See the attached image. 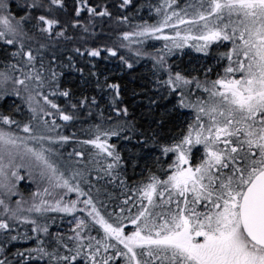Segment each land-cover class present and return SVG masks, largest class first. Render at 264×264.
<instances>
[{
    "label": "snow or ice",
    "instance_id": "obj_1",
    "mask_svg": "<svg viewBox=\"0 0 264 264\" xmlns=\"http://www.w3.org/2000/svg\"><path fill=\"white\" fill-rule=\"evenodd\" d=\"M132 5L0 0V264H264V0Z\"/></svg>",
    "mask_w": 264,
    "mask_h": 264
},
{
    "label": "trees",
    "instance_id": "obj_2",
    "mask_svg": "<svg viewBox=\"0 0 264 264\" xmlns=\"http://www.w3.org/2000/svg\"><path fill=\"white\" fill-rule=\"evenodd\" d=\"M17 2H22V0H17ZM78 2V0H77ZM104 2V0H90V3H101ZM109 4H117L120 2V0H107ZM159 0H133V5L129 6V8L119 10L122 13L128 15L129 20L126 23L117 25L115 21H109L107 18L104 19H98L95 24V36H90L89 37V44L92 43H100V44H108L111 45L113 42L118 41V37L120 36L122 31H134L136 26L138 24H143L145 22L149 24H153L157 22L156 18V9L159 7L158 6ZM182 2V0H180ZM69 3H72V0H69ZM84 14L82 13V16ZM111 25V26H110ZM74 32H81V29H75L72 30ZM158 45V44H157ZM72 46V45H69ZM156 45L152 44H147V50L150 52L155 51ZM133 48L137 47L132 46ZM121 52L126 53L128 55H131L130 53L127 52V49H120ZM177 60V59H175ZM182 66L183 64L186 63V59L184 58L182 61ZM118 64L119 61L116 60H110V61H105L103 64V67L105 68L106 71H108L110 74L115 73L117 76L119 75V69H118ZM147 65V66H146ZM138 72L140 73H145L147 74L149 69L148 67H151L150 61L146 59H142L139 64L136 66ZM73 76H75V73H72ZM91 90V89H90ZM186 114V113H185ZM182 116V115H181ZM180 118L177 120V123H182L183 119ZM58 123H61L60 121H57ZM81 127H88L87 122H78L73 125H69L67 127H63L60 129L61 132H63L66 135H70L71 133L75 132L81 139L86 138L81 132L80 129ZM123 143V142H121ZM66 151H71V147L66 146L65 148ZM139 171V170H138ZM20 190L23 193V196L25 200L30 199L29 192L27 188L24 187V185H20ZM18 198V197H16ZM14 198V199H16ZM71 199H75L74 194H70ZM67 199V198H66ZM54 216H57L56 224L52 226V230L56 231L59 230L60 228V223L61 219L60 217H65L64 214H52ZM35 243L34 241L30 242H17L16 247L12 249V251H15L17 248L23 250L25 247H34Z\"/></svg>",
    "mask_w": 264,
    "mask_h": 264
},
{
    "label": "rangeland",
    "instance_id": "obj_3",
    "mask_svg": "<svg viewBox=\"0 0 264 264\" xmlns=\"http://www.w3.org/2000/svg\"><path fill=\"white\" fill-rule=\"evenodd\" d=\"M184 2H185V0H182V2H180V3L183 4ZM163 3H164V0H159V2H158V6H159V7L162 6ZM156 18H157V20H159V19L161 18V17L159 16V14L157 13V11H156ZM182 27H183V26H182ZM165 34H166V35H171L172 32H171L170 29H165ZM147 44L156 45L154 48H155V49H159V48H162V47H163L164 41H163V40H149V41L147 42ZM157 44H158V45H157ZM132 46H135V45H132ZM184 51L187 53V52H189L190 50L185 49ZM190 54H191V56L194 57V58L200 56V54L195 53L194 51H191ZM184 58L186 59V63H188V62H189V56H188V55H185V56H183L182 58H180V60L182 61ZM172 59L175 60V59H177V57H172ZM186 63H185V64H186ZM146 66H147V65H146ZM147 69H150V67H148ZM187 112H188V110H184V113H187ZM181 119H183V120H185V119H189V120H190V119H191V116H190V115H186V114H182ZM20 185H24V187L27 188V189L30 190V191H36L35 185H32L31 187H28L29 182H28L27 179L21 181V182H20ZM73 194H74V193H73ZM74 195H75V194H74ZM69 219H71V217H67V216L63 217V222L61 221L59 230H61V231H66V230L68 229L69 225H68L67 221H68Z\"/></svg>",
    "mask_w": 264,
    "mask_h": 264
}]
</instances>
